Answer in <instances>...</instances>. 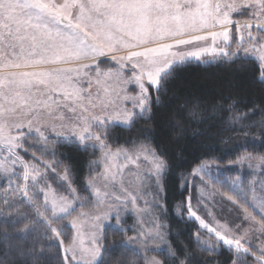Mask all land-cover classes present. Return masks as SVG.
<instances>
[{
  "label": "rangeland",
  "instance_id": "374dc122",
  "mask_svg": "<svg viewBox=\"0 0 264 264\" xmlns=\"http://www.w3.org/2000/svg\"><path fill=\"white\" fill-rule=\"evenodd\" d=\"M132 2L140 7L130 10L136 25L131 36L116 35L89 45L67 42L36 55L26 46L13 51L0 44V216L18 212L15 218L26 222L20 231L23 236L37 223V232L59 247L63 264H99L106 228L125 234L120 246L137 255L140 264H163L161 255L173 257L162 221L159 182L146 177L151 162L144 159L140 145L111 148L100 141L105 147L94 160L110 153L111 171L102 164L103 178L95 171L88 174L84 194L77 192L68 168L56 157L62 139L88 133L87 143L95 144L113 121L123 119L120 106H130L124 97L133 94L134 85L126 84L131 63L121 68L120 57L136 59L135 53L148 49L200 51L211 48L214 41L217 49L228 53L221 62L236 52L264 54V0ZM98 60L102 63L97 67ZM191 62L218 61L208 54ZM134 156L139 157L137 162ZM262 164L261 158L249 156L225 167L206 161L200 165L203 173H195L198 179L185 177L184 190L192 198L189 212L207 229L197 236L200 245L212 248L217 243L214 237L220 236L239 239L236 233H245L237 225L244 219L249 227H259L243 204H231L225 194L264 209V195L251 190L254 183L264 188ZM245 185L250 186L249 194ZM23 205L27 207L19 211ZM182 207L183 203L177 208ZM261 247L264 241L252 240L257 254ZM248 257L251 260L241 253L238 264H257Z\"/></svg>",
  "mask_w": 264,
  "mask_h": 264
},
{
  "label": "snow or ice",
  "instance_id": "6c2138e0",
  "mask_svg": "<svg viewBox=\"0 0 264 264\" xmlns=\"http://www.w3.org/2000/svg\"><path fill=\"white\" fill-rule=\"evenodd\" d=\"M138 7L140 5L133 3L132 0H0V44L6 45L13 51L17 47L26 46L33 55H36L37 52L47 53L67 42L89 45L91 41L111 40L116 35L131 36L136 25L135 16L130 10ZM208 54H211L213 60L218 61L219 64L221 59L228 55L224 49H217L214 41L211 48L200 51L180 53L171 50L159 52L148 49L135 53L136 59H133V56L120 57L121 68L126 69L128 63H131V78L126 84L134 85V88L130 89L133 94L124 97L126 101L130 102V106H120L124 110L123 119L113 121L110 127L131 129L137 120L152 121L153 129L142 130L139 143L144 152V159L148 161V164L151 162V170L146 172V177L148 179L155 177L163 193L162 208L165 215L172 212L165 199L166 184L170 175L175 177L177 190L182 191L188 188V180L185 177L191 175V178L196 180L199 177L195 173H203L204 169L200 166L203 159L191 169L178 166L179 162L185 159L188 149L194 145L195 140H189L178 151L169 153L158 143L160 135H168L167 128L162 127L158 122L162 113L168 116L172 127H176L175 122L183 118V105L180 108L171 107L172 104L180 103L177 97L170 95L175 87L174 81L185 64L190 63L192 59L200 61ZM238 60L242 62L241 69H244L246 65L250 66L247 71L254 65L253 82L260 95L253 103L233 100L231 94L221 95L222 103L218 109L221 113L219 120L221 123H228L229 127L240 122L241 130L257 125L264 128V54L241 56L239 52H236L224 62L231 65ZM100 63L102 61L98 60L96 66L98 67ZM232 90L238 89L232 88ZM230 101L231 103H229ZM183 103L187 104L189 100L186 98ZM241 103H243L245 111L242 114L239 113L238 116H229L226 121L225 115L231 113ZM224 105H228V107L225 108ZM137 108L140 111H136ZM244 121L251 123H244ZM214 127H217V124L211 125L208 131ZM156 129L159 131L157 132ZM181 132H183L182 128ZM107 138L108 129H105L104 134L98 137L95 144L87 143L88 133L79 139L74 134L68 139H62L59 143L69 149L74 147L84 153L91 148V154L95 156L97 152H103L105 144L100 141H106ZM182 139H184V135L175 139L170 138V143L180 145ZM259 142L264 144V134L260 135ZM133 144L135 145L136 141H133ZM241 147V151L247 149L244 145ZM109 156L110 153L104 155L100 160L86 161L85 167L88 168L89 174L91 175L95 171L103 178L105 172L102 171V164L108 166L107 171H111ZM132 159L137 162L139 157L134 156ZM173 159L176 161L175 164L172 163ZM60 160L65 161L62 156ZM67 164L69 165L67 171L73 173L72 164L69 161ZM260 169V174L264 175V164L260 166ZM255 174L253 172V175ZM238 183L239 181L234 182L235 185ZM244 190L246 194H249L250 186L245 185ZM251 190L253 194L264 195V188H257L255 183L251 185ZM225 196L231 204H243L244 210L249 211L253 219H258L259 227H249L248 220L242 216L244 223L238 224L237 227L243 228L245 235L237 232L236 235L240 237L239 239H232L228 236L214 237L217 239L216 245L212 248L204 247L200 245L197 236L201 231H207V229H202L189 212L192 198L191 195L186 194L182 201L183 207L177 208L178 215L175 214L181 219L187 218L194 221L196 230L191 233L189 243L184 248L175 249L176 254L172 258L174 264H199L192 251L193 246H198L203 264H238V256L241 253L245 256L251 255L253 259L257 260V264H264V247L260 248L259 254L252 249V240L257 243L264 241V231L260 230L264 228V215H261V211L264 209L257 210L250 201L246 204L240 203L233 195L225 194ZM176 204H181V201L177 200ZM257 211L259 215L255 214ZM185 214L188 215L185 216ZM195 214L198 216V211ZM248 233H255V235L249 237ZM208 234L214 235L211 232Z\"/></svg>",
  "mask_w": 264,
  "mask_h": 264
},
{
  "label": "trees",
  "instance_id": "16d2710c",
  "mask_svg": "<svg viewBox=\"0 0 264 264\" xmlns=\"http://www.w3.org/2000/svg\"><path fill=\"white\" fill-rule=\"evenodd\" d=\"M241 63L239 60L231 65L224 61L220 64L219 62H190L185 64L174 81L175 87L170 95L177 97L180 103L172 104L171 107L180 108L183 105V118L175 122L176 127H172L168 116L162 113L158 123L167 128L168 135H160L158 143L171 153L178 151L189 140H195L194 145L188 149L185 159L179 162V167L191 169L201 159H203L201 163L213 161L217 166L225 167L242 156L261 158L264 162V144L259 142L260 135L264 134V128L257 125L241 130L240 122L229 127L228 123H221L219 120L221 113L218 109L222 103L221 95L231 94L233 100L244 103H253L260 95L257 88L254 87V65L247 71L250 66L246 65L244 69H241ZM232 88L238 90L233 91ZM186 98L189 103L184 104ZM224 107L227 108L228 105H224ZM244 111L243 103H241L231 113L225 115V120L227 121L229 116H238ZM244 123L251 122L244 121ZM213 124H217V127L208 131ZM181 128L183 132H181ZM146 129H153L152 121L137 120L131 129L110 127L106 143L111 148L140 145L142 130ZM156 131L158 132L159 129ZM182 135H184V139L180 145L170 143V138L175 139ZM133 141H136L135 145ZM241 145L247 149L241 151ZM61 156L65 161L60 160ZM56 157L67 168L69 167L67 161L72 164L73 173L69 172L72 184L78 193L84 194L85 182L89 174L88 168L85 167L86 161L94 160L96 156H93L90 151L84 153L74 147L69 149L62 145L57 148ZM172 163L175 164L176 161L173 159ZM166 186L165 199L172 212L170 211L169 215L163 214L162 221L166 224V239L174 257L175 249L184 248L189 243L191 233L196 230V224L186 218L181 219L175 214V209L182 204L187 190L178 191L175 177L171 175ZM20 200L22 201V199ZM163 200L164 196L161 191L162 204ZM177 200H180L181 204H176ZM25 207L27 206L23 205L18 210L21 211ZM17 214L18 212L8 211L5 216H0V264H63L59 247L50 243L37 232V223L32 227V232L24 236L20 234L26 222L22 218H15ZM26 217H28L27 214ZM124 238L125 234L116 230L106 228L103 231L102 240L105 250L99 264H140L141 259L137 255L130 249L120 246ZM192 251L199 264H203L198 246H193ZM173 257L167 259L161 255L162 263L174 264ZM246 259L251 260L248 256Z\"/></svg>",
  "mask_w": 264,
  "mask_h": 264
}]
</instances>
